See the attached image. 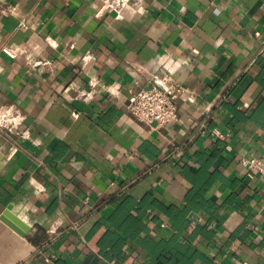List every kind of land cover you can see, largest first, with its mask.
I'll list each match as a JSON object with an SVG mask.
<instances>
[{"label": "crops", "instance_id": "obj_1", "mask_svg": "<svg viewBox=\"0 0 264 264\" xmlns=\"http://www.w3.org/2000/svg\"><path fill=\"white\" fill-rule=\"evenodd\" d=\"M6 108L0 264H264V0H0Z\"/></svg>", "mask_w": 264, "mask_h": 264}, {"label": "built area", "instance_id": "obj_2", "mask_svg": "<svg viewBox=\"0 0 264 264\" xmlns=\"http://www.w3.org/2000/svg\"><path fill=\"white\" fill-rule=\"evenodd\" d=\"M1 51L9 57H14V53L8 47H2ZM181 87L177 84L167 86L151 85L147 88L137 90L131 101L128 103V110L136 119L145 123H153L156 126H163L174 121L178 117V110L174 97ZM13 113L6 108L0 112V127L12 123ZM214 137L223 139L219 131L212 132ZM239 162L247 170H255L264 179V151L260 156H242Z\"/></svg>", "mask_w": 264, "mask_h": 264}]
</instances>
